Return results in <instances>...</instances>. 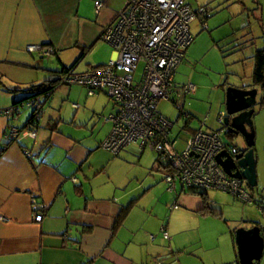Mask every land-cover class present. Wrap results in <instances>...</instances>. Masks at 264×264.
Segmentation results:
<instances>
[{
  "label": "crops",
  "instance_id": "crops-1",
  "mask_svg": "<svg viewBox=\"0 0 264 264\" xmlns=\"http://www.w3.org/2000/svg\"><path fill=\"white\" fill-rule=\"evenodd\" d=\"M101 1L103 5L97 13L91 0H0V264H175L177 259L171 257L178 235L165 239L159 232L164 228L169 234L172 209L191 215L202 206L200 198L196 201L191 196L181 197L187 192L180 184H175L173 191L167 190L164 176H136L127 186L118 177L116 165L124 158L140 155L145 148L131 143L118 154L102 148L110 132L105 137V133L97 134L102 131L98 122L94 124L98 126H91L87 117L95 110L81 114L73 122L75 128L68 132L58 127L59 116L43 108L33 127L35 137L25 133L11 142L4 138L11 126L24 130L31 126L32 110L24 118L20 112L12 119L3 113L15 100L27 95L21 90L61 76L58 71L56 75L47 74L53 71L40 66V58L55 55L61 69L74 65L80 48L99 40L102 27L112 21L126 0ZM232 3L236 10L230 15L234 19L244 18L246 13V35L241 37L244 47L239 49L245 50L241 56L248 59L253 74L254 55L264 50V0ZM210 28L207 25L205 29ZM31 45H40V49L29 51ZM45 50L49 54L43 56L41 52ZM114 56L113 48L108 61ZM248 82L240 81L241 85L232 87L256 88L260 94L257 107L264 109V104L260 105L264 90L253 80ZM73 104L79 109L77 103ZM153 168L166 173L158 157ZM172 192L175 198L171 204ZM180 203L186 209H178ZM128 205L122 217L121 210ZM35 210L43 214L39 222L33 219ZM253 225L261 227L264 238V230L256 221L243 227ZM263 257L264 249L259 264ZM236 258V252L224 253L216 264H237ZM192 264H201V259L197 257Z\"/></svg>",
  "mask_w": 264,
  "mask_h": 264
},
{
  "label": "rangeland",
  "instance_id": "rangeland-1",
  "mask_svg": "<svg viewBox=\"0 0 264 264\" xmlns=\"http://www.w3.org/2000/svg\"><path fill=\"white\" fill-rule=\"evenodd\" d=\"M94 1L91 0L92 8L95 10ZM232 2L233 0H188L192 9L205 5L207 25H211L212 28L201 30L199 17L190 22L189 30L193 34L194 40L185 50V57L178 65L174 77L177 85L192 83L195 86V92L186 95L183 99V109L192 116L190 120L184 116L178 117L179 111L172 101H162L159 105V111L171 122H174L169 140H176L178 150L186 147V141L191 136L192 129H198L201 123H204L202 126L204 130H217L222 127L219 115L225 109L227 87L241 85L238 84L240 81L245 83L249 80L248 83H252L253 77H251L248 59L241 56L245 50L239 49V47H244L241 42L244 37H241L246 35L243 32L246 33L244 29L248 21L246 13L244 18L234 19L230 15V11L236 10L232 9L235 6ZM215 25H217L216 28H214ZM239 31H241V35ZM253 38H255L254 35ZM86 48L88 49L85 56L75 68L77 73L93 70L94 66L104 64L108 61L113 50L112 46L101 39ZM75 53L77 54L76 51ZM42 65L50 72L53 71L51 73L46 71L49 75H56L55 72L61 69L55 55L40 58V66ZM141 71L142 65H139L137 74L134 76L135 79L139 78ZM259 98L260 94L257 95V100L260 101ZM73 103H77L79 109H76ZM257 106L258 104L255 106L256 111L253 116L257 183L251 188L245 182V187L254 200L261 201L264 205V109L260 110ZM43 108L55 113L57 117L59 116L61 120H58V127L66 129L68 132H72L71 129L75 128L74 123L78 121L81 114L95 110V114L90 113L93 117L89 118L91 116L88 114L87 119H90L91 126L98 122L96 124H99L102 131L99 130L97 134L105 133V137L111 130V122L107 120V117L116 110L114 102L103 92H98V95L93 96L88 94L85 87L67 84H60L54 90L51 98L45 101ZM28 110L31 111L32 108L21 109L20 116L27 117ZM124 159L116 165V173L127 186L135 180L136 176L140 178H146L148 174L151 175V178H163L164 176L161 170L153 168V162L157 160V153L149 147L145 148L140 155L136 153ZM207 194L209 205L212 211L217 213L216 215H203L193 211L191 215H188L189 213L181 215L179 210L169 211V215H171L169 235H178V242L173 248L174 252L171 257L177 259L175 264H192L197 262V257L201 259V264H216L217 259L224 253H237L234 240L235 229L248 225L250 221H256L264 230L263 205L243 202L235 199L231 194L212 189L208 190ZM169 196L171 197L169 201L172 204L175 193H169ZM182 196H191L192 200H199V196L196 194L185 193ZM187 198L190 200V197ZM220 207L221 209H218ZM177 208L186 209V206L180 203ZM159 233L163 238L162 232ZM179 259L181 260L178 261ZM261 264H264V257Z\"/></svg>",
  "mask_w": 264,
  "mask_h": 264
},
{
  "label": "built area",
  "instance_id": "built-area-1",
  "mask_svg": "<svg viewBox=\"0 0 264 264\" xmlns=\"http://www.w3.org/2000/svg\"><path fill=\"white\" fill-rule=\"evenodd\" d=\"M94 5L98 13L103 3L95 0ZM206 16L205 7L192 9L188 0H126L99 35V39L114 48L115 56L94 70L82 73L68 70L59 83L84 86L89 95L106 94L114 102L116 111L107 117L112 127L101 143L102 148L118 154L127 145L137 143L154 150L159 165L166 170L163 179L167 190L173 191L179 183L184 188L218 190L251 202L242 181L229 177L216 161V154L224 148L222 129L204 130L201 123L187 139L186 147L178 150L176 140H169L173 122L158 108L159 102L172 101L184 117H189L183 109V99L195 92V86L192 83L177 85L174 77L193 39L190 22L199 17L205 29ZM39 49L40 45L28 47L29 51ZM41 53L46 56L49 51ZM139 65L142 71L135 79ZM41 105L39 100L29 99L10 106L3 113L12 119L23 107H31L34 119L39 120ZM224 116L223 111L219 115L220 124ZM25 133L35 137L33 129L11 126L4 138L11 142ZM42 217L40 211H34L35 222ZM162 234L167 238L164 230Z\"/></svg>",
  "mask_w": 264,
  "mask_h": 264
},
{
  "label": "water",
  "instance_id": "water-1",
  "mask_svg": "<svg viewBox=\"0 0 264 264\" xmlns=\"http://www.w3.org/2000/svg\"><path fill=\"white\" fill-rule=\"evenodd\" d=\"M257 89L227 87L225 116L221 123L224 148L215 158L231 178L253 187L256 185L253 115L257 105ZM239 264H259L264 249L261 227H239L234 231Z\"/></svg>",
  "mask_w": 264,
  "mask_h": 264
},
{
  "label": "trees",
  "instance_id": "trees-1",
  "mask_svg": "<svg viewBox=\"0 0 264 264\" xmlns=\"http://www.w3.org/2000/svg\"><path fill=\"white\" fill-rule=\"evenodd\" d=\"M201 7H204V6H201ZM80 49H81V53H80L78 59L76 60V63H77V61H79L80 59H82L84 57V55L86 54V51H87L88 48L81 47ZM254 59H255L254 60V70H253V74H252L253 82L256 85H259L264 90V50L256 51V53L254 55ZM75 64L72 65V66H70V67H64V68H62L61 70L58 71V73H60V75L62 77L66 72H68V70H73L74 67H75ZM61 77L56 78L54 80H47V81L41 82L40 84H31L28 87L22 89L21 91L26 92L27 95L24 98L20 99V100H15L13 102V105L12 106L20 105V104L26 102L29 99H37V100H39L41 102V104H42L41 105L42 106V111H43V105H44L45 101L50 98L51 93L53 92V90L57 86L60 85L59 82H60ZM16 90H19V89L18 88H13V91H16ZM261 100H262V102L260 103V105H263L264 104V97L263 96L261 97ZM34 115H35L34 112H32L31 115H30V117H29V123L31 124V126H29L28 129H31V130L33 129V127H35L38 124V121H39V120H35L34 119ZM180 116H183V115H182V112L179 110V117ZM191 117L192 116L189 114V117H185V118H187V119L190 120ZM243 183H244V185H243ZM242 185L245 187V182L244 181H242ZM247 186H249V185H247ZM185 190L189 194H196V195H198L199 198L201 199L202 206H201V208H199L197 210V212H200L203 215H208V214H214V215H216L217 214V213H214L212 211V208L208 204L209 203V199H208V195H207L206 191L209 190V189L186 188ZM216 191H218V190H216ZM251 198H252V196H251ZM251 202L256 203V205L257 204L258 205H263V203L261 201H255L253 198H252ZM129 207L130 206L128 205V206L124 207L121 210V216L122 217L124 216V214H126V212L128 211ZM263 208H264V205L262 206V210H263ZM117 223H119V221H117ZM163 230L167 233V238H165V239H168L169 234H168L167 230H165L164 228H162L161 229V232H163ZM162 237H163V235H162ZM236 256H237V253H236ZM236 259H237L236 260L237 261V264H239L238 263V258H236ZM158 263H161V262H158Z\"/></svg>",
  "mask_w": 264,
  "mask_h": 264
}]
</instances>
